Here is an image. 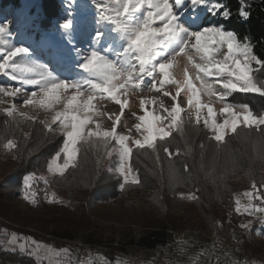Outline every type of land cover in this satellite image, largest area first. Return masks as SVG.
Instances as JSON below:
<instances>
[{
  "label": "snow or ice",
  "instance_id": "6c2138e0",
  "mask_svg": "<svg viewBox=\"0 0 264 264\" xmlns=\"http://www.w3.org/2000/svg\"><path fill=\"white\" fill-rule=\"evenodd\" d=\"M238 2L240 7L236 14L242 21H247L251 16V5L246 0ZM75 3L76 0H70V5ZM89 3L95 8V27L86 49L77 47L75 43L80 21L76 19L77 13L73 8L69 7L66 19L58 25L76 60L72 65L75 74L63 78L49 65L32 59L29 47L10 42L13 36L10 22L0 24V74L14 82L0 84V95L13 98L6 117L15 127L20 126L21 120H35V117L18 111L16 100H20L22 106L33 105L51 113L50 118L40 121L52 133L49 142L57 134L63 137L62 144L47 161L48 173L62 176L68 168L77 167L78 152L85 151L86 147L103 148L106 157L115 156L114 162L104 169L98 160L83 187L90 189L114 176L120 191L126 192L131 188L144 187L139 170L132 162L133 149L137 150V155L141 151L154 155L157 163H160L162 149L170 158V181L174 186H180V172L171 161L173 153L167 138L178 125L183 137L182 112L189 117L190 123L194 120L193 126L203 123L207 130L206 138L216 142L217 151L222 143H226L225 137L235 133L260 145L264 155V111L256 113L248 104L228 100L234 93L264 96V58L255 53L256 42L251 36H241L226 28L223 22L231 20L233 13L222 0H85L81 6L85 21ZM199 9L218 17L220 22H203ZM178 57L185 62H178ZM181 74L182 79L179 78ZM165 85L174 86L175 94ZM145 91L152 92L153 96L144 98ZM129 93L141 96L139 108L143 114L130 111V117L136 121L133 125L135 132L127 125H124L126 131L118 132L117 126L122 123L121 116L125 114ZM182 93L184 98L178 99ZM202 96L208 98L207 103H202ZM166 97L171 99V107L166 106ZM213 97H216L215 102L223 105L218 113L212 106ZM105 101L119 105L120 114L114 118L110 116V127L102 128L94 120L97 115L94 108L96 103ZM61 103L62 110L54 111V106ZM185 103L187 109L181 107ZM146 105H158V109L147 111ZM217 116L222 119L218 121ZM2 147L12 154L13 159H19L15 154L19 145L14 139L5 136ZM204 147L201 144V149ZM179 151L177 149V153ZM186 152L190 153L191 149L187 148ZM61 158L63 163L58 165L56 162ZM105 171L111 176H105ZM184 171L190 172L187 164ZM248 178L251 180L250 189L243 193L246 202L234 197L233 215L249 217L237 226L250 233L255 222L260 226L257 229L259 234L264 229V191L261 190L264 189V180L257 184L251 174ZM39 179L46 186L48 203H65L54 193H47V177ZM36 180L34 172H28L20 179L22 199L32 206L38 203L34 189ZM180 199L196 201L198 196L190 192L187 196L181 194ZM23 240L30 241L32 247L27 243H17ZM5 249L13 253L18 249L22 256L30 258H39L41 251H46L49 256L68 252L67 249L54 250L16 233L7 240ZM116 264L126 262L116 261Z\"/></svg>",
  "mask_w": 264,
  "mask_h": 264
},
{
  "label": "rangeland",
  "instance_id": "374dc122",
  "mask_svg": "<svg viewBox=\"0 0 264 264\" xmlns=\"http://www.w3.org/2000/svg\"><path fill=\"white\" fill-rule=\"evenodd\" d=\"M66 1L70 3V0ZM84 3L85 0H76L75 5L77 8H81ZM35 5L36 0H20L21 7L15 15H6L5 13L0 12V24L4 22H10V31L13 33L10 42L15 44L16 46L23 45L29 47L30 51L37 52L41 59V62L53 68L62 78L65 76L74 75L75 70L72 68V65L76 63V60L75 54L73 53L70 45L67 46V50L72 60L71 62H67L61 58L62 54L58 52L59 48L64 44L61 42V40H59L61 44L60 46H58L57 43L59 42L53 38V34L49 33L47 36L41 39L42 45L39 49L35 48V42L30 36L20 37V33L25 32V28L29 27L30 25V21L32 20L31 12L33 9H35ZM198 11L203 12L205 10L199 9ZM87 14L93 15V17L91 18V21H93L95 16V8L90 3L88 4ZM63 20L64 18L58 17L57 22L60 23ZM94 27V25H90L88 23L87 26L81 31L78 29V32L75 36V43L77 47L86 49L90 45L89 36H91ZM61 33L62 30L59 29L56 37L61 38ZM0 59H2V57H0ZM177 61L185 62L180 57L177 58ZM61 69H68L69 73L67 71L62 72ZM173 72H175V69H173ZM190 75H193V73L190 72ZM179 78L182 79V74ZM165 88L175 94L174 86L165 85ZM152 96V92L145 91L144 98H151ZM247 97L248 100H250V108L254 112L260 113L261 111H264V106L260 105L258 102V99L263 100L264 96H260L259 94L234 93L228 98V100L232 103L243 104L241 100ZM183 98L184 94L182 93L181 97L178 99ZM121 99L123 100L124 97L121 96ZM140 99L141 96L132 95L131 93H129L128 104L125 106V114L121 116L122 123L118 124L117 126L118 132L126 131L124 125H127V127H132L133 132H135L133 125L136 121L135 118L130 117L129 114L130 111H135L138 115L143 114V112L139 108ZM164 100L166 106L171 107V99L166 97L164 98ZM201 100L202 103L208 102V98L206 96H202ZM212 100V106L218 113L219 109L223 105L219 102H215L216 97H213ZM12 104V97L0 95V120L2 119V117L7 118L5 113L12 107ZM16 106L19 112L27 113L28 115L35 117L34 121L21 120L20 124L27 123L32 127H35L37 129H44L46 133H50L46 130L45 125L43 123H40L41 120L50 118V112L33 105L22 106L20 100H16ZM181 107L187 109L186 103L182 104ZM157 109L158 105L145 106V110L147 111H155ZM59 110H62V103L60 105L54 106V111ZM94 111L97 113V115L94 117V120L100 123L102 125V128L110 127V116L114 118V115L120 114L119 105H116L111 101L96 103ZM204 114L206 115V109L204 110ZM217 119L219 121L222 118L217 116ZM181 121L184 125L185 132L182 137L181 132L179 131V125L177 126V130L171 133V135L176 136V139H173V145L175 143L178 144V141H184L189 147L192 141H196L198 140V138L200 139L201 133L206 135L207 130L203 127V123L201 122L200 125L193 126L194 120L190 123L189 117L185 112H182L181 114ZM53 127L56 126L54 125ZM237 131L239 132L240 129L238 128ZM50 134L52 135V133ZM56 137L60 138L62 144L63 137L58 134ZM229 137H231V141L226 140ZM225 140L226 143H222L220 145L221 149L219 153H216L211 149L205 150L206 153L202 157V163L200 164L202 170L205 172L211 171L218 178H224L223 176L230 171H233V175H238L239 172L242 171V168L239 169V165H241V163L245 162L246 165H253V167H255L256 161L258 160V164H261L258 167V173L260 174L259 180H264V155H262L260 145L246 141L242 137L236 136L235 133H230L229 135H227L225 137ZM2 142L3 141H0V186L4 185L5 190H3L2 192L3 196L0 199V202L2 205H5V215H0V217L3 219V221H0V223L7 227L26 231L29 234L45 238L49 241L48 243H43L39 239H34L32 235L22 236L25 238H31V240H34L39 244L51 247L54 250H68L67 253L61 251L60 255L51 256H49L46 251H41L39 258L32 257L33 261L36 264H108L109 261H111L112 264H116V261H123L126 262V264H130L128 261L116 255V252H124L127 255H140L141 257H144L143 253L138 251L137 249L124 246V244L130 237L138 239L143 232L152 229L160 221L170 218L180 219V217H182L183 215L186 216V211L193 212V215L199 214L200 207L198 205L193 206L191 204L193 203V201L180 199L181 194L187 196L190 191L183 189V181L181 179L180 186L173 185L169 178V164H166V166L160 164V166L157 165L156 168L153 163H144L142 165V169L145 168L144 171L147 176L146 180H150V186H152L153 184L152 180L154 179L155 174L158 171V167H161V173H164L161 178L162 185H165L167 188L170 187V192H167L168 194L163 197L164 199L161 200L164 202V205H161L159 197L154 199V192L148 191L146 189L137 191L131 188L126 192H121V194H119V196L114 199L107 200L103 203H96L92 209L88 208L85 210L86 213L83 222L89 224L88 231L95 232L98 236L102 237L104 244L95 246L90 245V247H88L79 241L55 239L48 234L54 229V226L56 225L55 222H57L56 220H60L57 214H55V216H52L53 214L45 216L43 209L39 208V203H37L36 206H32L28 202L24 201L19 190L20 186L16 188V190H11L12 197H8V183H10L11 181L15 183L16 180L7 178L9 171L14 167V163L8 161L7 151L3 149ZM77 147H80V145L78 144ZM97 151L99 152L101 157L100 161L102 168L106 169L110 163L114 162L115 156L111 158L106 157L105 149L98 148ZM133 151L137 150L134 148ZM51 154L50 158L54 155ZM78 155L79 152L77 153V159L75 161L76 164L78 163ZM47 161L48 160H43L42 162H39L40 164H38L40 169L43 168L42 166H44V169H42L44 172H35L37 180L34 184V189L37 192V196H39V199H42L43 204L47 206L60 205L50 204L46 201V186L43 180L39 179L41 176H45L49 180L47 193L49 195L54 193L57 198L62 199L66 203V195L60 194L59 191H57L58 186H60L61 183H59L57 180H54V177L60 174L48 173ZM56 163L58 165H61L63 163L62 158L58 159ZM137 163L138 160L134 161L135 166ZM71 168L72 167L68 169ZM67 170H65V172ZM104 173L106 174L107 172L105 171ZM107 174L111 175L110 173ZM244 174L245 173L240 174V176L236 180V183H241V189L233 193V195L230 197V200L221 206L220 211L211 213V215H213L215 218H217V220L220 221L219 223H216L214 226L207 227L202 234L193 231L192 233H175L173 235V238L168 245L173 244L176 247L178 254L175 257V260L178 256L190 255L193 252H198L197 256L194 258V261H223L225 264H233V262L237 261H245V263H247V261H258L259 263L264 264V229H262L258 234L257 229L260 226L254 222L251 232L248 233L247 230H242L237 225L241 220L246 222L250 218L247 216L240 217L233 215V198L240 197L242 202H246L244 201L243 193L250 189L251 181L248 179H241V176H244ZM72 175H70L64 181L66 185H69V188L72 190H80V188H83L84 183L87 182L90 178V172H88L87 167L81 168V170H78L77 173L74 174V176ZM218 175L222 177H219ZM261 190L264 191V189ZM257 203L259 202L257 201ZM65 215H67V219L72 220L73 218H76L77 214H72V212L70 211ZM222 219H224L223 222H221ZM7 227H2L0 225V250L4 252H11L5 249L6 242L7 240L11 239L12 235L11 231ZM45 230L48 231L45 232ZM5 233H7V235H5ZM21 242L27 243L29 247H32L31 242L28 240L18 241L17 243ZM211 242H217L221 245L222 249H224L225 251L224 256H214L212 258H209L207 256V251L204 245L210 244ZM194 244H196V246H193ZM248 244L254 245L257 250L259 249V252L251 253L249 251L241 249ZM121 248H123L124 250H121ZM17 251L19 252L18 249ZM105 252L112 254L111 257L106 255ZM8 263L19 264L13 262Z\"/></svg>",
  "mask_w": 264,
  "mask_h": 264
},
{
  "label": "trees",
  "instance_id": "16d2710c",
  "mask_svg": "<svg viewBox=\"0 0 264 264\" xmlns=\"http://www.w3.org/2000/svg\"><path fill=\"white\" fill-rule=\"evenodd\" d=\"M222 2L226 4L233 13L231 20L223 22L226 28L236 31L241 36L244 34L251 36L253 41L256 42V47L254 49L255 53L264 58V0H246V3L251 5V16L247 21H242L236 14L240 7L238 0H222ZM20 7V0H0V12L5 13L6 15H15L19 11ZM69 7L73 8L77 13L76 19L80 21V31L84 29L88 23L90 25H94L93 21H91V18L93 17L92 14H87V20L85 21L81 15V8H77L76 5H70V3L66 0H36L35 9L31 12L32 20L30 21V25L25 28V32L20 33V37L30 36L35 42V48L39 49L42 45L41 39L51 33L56 41L59 42V40H61L64 44L58 51L62 54L61 58L64 61L71 62L72 58L67 50V46L69 44L65 41L62 33L60 35L62 36L61 38L56 37V34L59 31V23L57 22V19L58 17L66 19V13L69 10ZM199 15L201 20L205 23L220 22L218 17H212L206 11L199 12ZM90 37L91 36H89V38ZM57 44L60 46L61 43L59 42ZM30 53L32 59L42 63L37 52L30 51ZM16 59H19V57ZM63 69H61L62 72L67 71L69 73L68 69ZM0 83L6 85L14 82L7 80V78L3 75H0ZM29 90H31L30 87ZM241 102L250 106V100H248V97L243 98ZM258 102L260 105L264 106V99H258ZM25 134H27V139H25ZM5 136L14 139L19 145V150L15 152L19 159H13L12 154L7 152L8 161L14 163V167L9 171L7 178L16 180L15 183L13 181L8 183V197L11 198V190H16V188L20 186V179L24 174L28 172H44L42 170L44 169V166L40 169L38 166V164H40L39 162L49 160L50 154H55L61 145V141L60 138L55 137L52 142H49V137L52 135L50 133H46L44 129H37L27 123H23L20 124L19 127H15L11 125L7 118L2 117L0 120V141H4ZM205 136L206 135L201 133L200 139L198 138V140L192 141L189 147L184 141H178V144L175 143L173 145V139H176V136L174 135L167 138L170 142L171 151L173 153L171 161L179 169L180 179L183 181V189L195 192L198 196V200L193 201L191 204L193 206L198 205L200 207L199 214L193 215V212L186 211V216L183 215L180 219L170 218L162 220L152 229L143 232L138 239L130 237L124 244L125 247L147 251H154L156 249L160 250L171 242L175 233L186 234L196 231L197 233L202 234L207 227L214 226L216 223L220 222L217 218L211 215V213L220 211L221 206L230 200L233 193L241 189V183H236L240 174L245 173L244 176H241L242 180H250L248 178V174H251V176L255 178L257 184L260 183L261 180H259L260 174L258 173V167L261 164H258V160L256 161V166L254 165L255 167H253V165H246L245 162L241 163V165H239V169L242 168L241 170H244L243 172L240 171L238 175H233V171H230L223 176L224 178H218L211 171H203L202 167H200V164L202 163L201 153H203L204 156L206 153L205 150L207 149H211L216 153H219L221 149L220 146L219 151H217L216 143L214 141H209ZM226 140L231 141V137ZM157 143L160 142L157 141ZM201 144L205 146L203 149H201ZM187 148L191 149L190 154L189 152L185 153ZM177 149L180 150L179 153H177ZM97 150L86 147L85 151L79 152L77 167L68 169L62 176L56 175V177H54V180L61 183L60 186H58L57 191H59L60 194L66 195V203L47 206L43 204L42 199H39L40 197L37 196L38 203L40 204L39 208L43 209L45 216L50 214L55 216V214H57L59 216L58 218H60V220H56L57 222H55L56 225L54 226V229L48 234L51 237L59 240L79 241L85 245L88 244L95 246L104 244L102 237L98 236L95 232L88 231L89 224L84 223L83 220L86 209H92L96 203H103L107 200L114 199L121 194V191L118 189L116 178L112 176L110 179L106 180L105 183L96 184L90 189H85L83 187L80 188V190H72L69 188L70 186L66 185L64 182L70 175L73 174L72 176H74L78 170L80 171L81 168L85 167H87L91 176L97 166V161H100L101 158ZM30 152L31 154H29ZM133 153L134 159H136L132 160L133 165L139 170V175L142 177L144 187H147H138L133 189L137 191L146 189L154 192V199L159 197L161 205H164V202L161 200L168 194L167 192H170V187L167 188L165 185H162L161 178L164 173H161V167H158V171L152 180L153 184L150 186V180H146L147 176L144 171L145 168L142 169V165L144 163H153L155 167L157 165L160 166V164L166 166V164H169L170 158L163 152L162 149L159 153L160 163H157L154 155H146L143 151H141L138 155L136 154L137 151H133ZM137 160L138 163L135 166L134 161ZM185 164H187L190 172L184 171ZM103 174L105 176H111L107 173ZM218 176L222 177L220 175ZM3 190H5L4 185H1L0 199L3 196ZM70 211L72 214H77L75 219L73 218L70 220L66 218L67 215L65 214ZM0 215H5V205H2L1 202ZM223 221L224 219L221 220V222ZM0 225L2 227H7L2 223H0ZM7 228H9L11 233H16L19 236L32 235L26 231L16 230L10 227ZM47 231L48 230H45V232ZM32 236L34 239H39L43 243L49 242L45 238H41L36 235ZM241 249L251 253L259 252V249L257 250V248L252 244L245 245ZM121 250L124 249L121 248ZM105 254L110 257L112 255L106 252ZM0 257L7 262L35 264L32 258L22 256L18 251L13 253L0 250Z\"/></svg>",
  "mask_w": 264,
  "mask_h": 264
},
{
  "label": "built area",
  "instance_id": "2783aa9c",
  "mask_svg": "<svg viewBox=\"0 0 264 264\" xmlns=\"http://www.w3.org/2000/svg\"><path fill=\"white\" fill-rule=\"evenodd\" d=\"M0 221H3V219L0 217ZM213 243V244H212ZM90 247V245H86ZM193 246H196L194 244ZM205 249L207 251V256L209 258H212L214 256H224L225 251L222 249L221 245L217 242H211L210 244H205ZM178 254L175 245H167L164 248L161 249V253L157 255V257L152 260L147 257H141L133 256V255H127L124 252H116V255L121 257L122 259L128 261L130 264H174L175 257ZM230 262V261H229ZM238 264H263L259 263L258 261H237Z\"/></svg>",
  "mask_w": 264,
  "mask_h": 264
},
{
  "label": "crops",
  "instance_id": "0c3cea01",
  "mask_svg": "<svg viewBox=\"0 0 264 264\" xmlns=\"http://www.w3.org/2000/svg\"><path fill=\"white\" fill-rule=\"evenodd\" d=\"M138 251L142 252L144 257H148L149 259L154 260L157 257V255H159L161 249L160 250L156 249L154 251L138 249ZM197 254L198 252H193L190 255L178 256L174 264H219V263L225 264L223 261H194V258L197 256Z\"/></svg>",
  "mask_w": 264,
  "mask_h": 264
},
{
  "label": "water",
  "instance_id": "95a60500",
  "mask_svg": "<svg viewBox=\"0 0 264 264\" xmlns=\"http://www.w3.org/2000/svg\"><path fill=\"white\" fill-rule=\"evenodd\" d=\"M0 260H1L4 264H11V263H8V262L4 261L2 258H0Z\"/></svg>",
  "mask_w": 264,
  "mask_h": 264
},
{
  "label": "bare ground",
  "instance_id": "6f19581e",
  "mask_svg": "<svg viewBox=\"0 0 264 264\" xmlns=\"http://www.w3.org/2000/svg\"><path fill=\"white\" fill-rule=\"evenodd\" d=\"M0 264H4V263L0 260Z\"/></svg>",
  "mask_w": 264,
  "mask_h": 264
}]
</instances>
